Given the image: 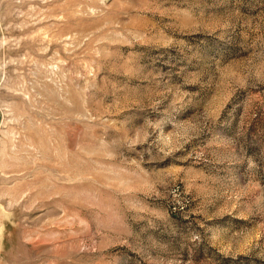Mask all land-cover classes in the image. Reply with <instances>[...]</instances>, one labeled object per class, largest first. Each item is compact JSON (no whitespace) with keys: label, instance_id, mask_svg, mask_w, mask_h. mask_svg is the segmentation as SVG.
Returning a JSON list of instances; mask_svg holds the SVG:
<instances>
[{"label":"rangeland","instance_id":"374dc122","mask_svg":"<svg viewBox=\"0 0 264 264\" xmlns=\"http://www.w3.org/2000/svg\"><path fill=\"white\" fill-rule=\"evenodd\" d=\"M0 264H264V0H0Z\"/></svg>","mask_w":264,"mask_h":264}]
</instances>
